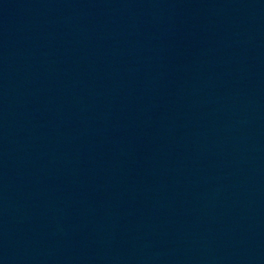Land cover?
I'll return each mask as SVG.
<instances>
[{"label": "water", "instance_id": "95a60500", "mask_svg": "<svg viewBox=\"0 0 264 264\" xmlns=\"http://www.w3.org/2000/svg\"><path fill=\"white\" fill-rule=\"evenodd\" d=\"M0 264H264V0H0Z\"/></svg>", "mask_w": 264, "mask_h": 264}]
</instances>
